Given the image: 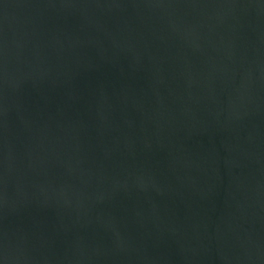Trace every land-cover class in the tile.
<instances>
[{
    "label": "water",
    "instance_id": "1",
    "mask_svg": "<svg viewBox=\"0 0 264 264\" xmlns=\"http://www.w3.org/2000/svg\"><path fill=\"white\" fill-rule=\"evenodd\" d=\"M0 264H264V0H0Z\"/></svg>",
    "mask_w": 264,
    "mask_h": 264
}]
</instances>
